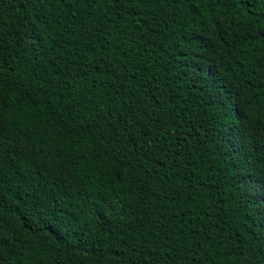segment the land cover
Listing matches in <instances>:
<instances>
[{
  "label": "trees",
  "instance_id": "1",
  "mask_svg": "<svg viewBox=\"0 0 264 264\" xmlns=\"http://www.w3.org/2000/svg\"><path fill=\"white\" fill-rule=\"evenodd\" d=\"M0 264H264V0H0Z\"/></svg>",
  "mask_w": 264,
  "mask_h": 264
}]
</instances>
